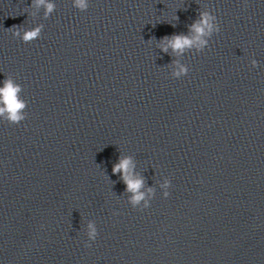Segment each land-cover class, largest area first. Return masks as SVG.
<instances>
[{
    "label": "water",
    "instance_id": "water-1",
    "mask_svg": "<svg viewBox=\"0 0 264 264\" xmlns=\"http://www.w3.org/2000/svg\"><path fill=\"white\" fill-rule=\"evenodd\" d=\"M50 2L0 0V80L27 101L0 120V264H264V0ZM204 11L205 48L161 51ZM122 157L149 207L128 203Z\"/></svg>",
    "mask_w": 264,
    "mask_h": 264
},
{
    "label": "clouds",
    "instance_id": "clouds-1",
    "mask_svg": "<svg viewBox=\"0 0 264 264\" xmlns=\"http://www.w3.org/2000/svg\"><path fill=\"white\" fill-rule=\"evenodd\" d=\"M72 5L81 11L86 10L89 6V0H72ZM35 7L43 6L45 8V17L51 13L56 7L50 0H35ZM178 18V17H177ZM217 18L209 11L201 13L199 21L194 22L190 29L195 33L194 36H187L184 34H172L162 38L163 43L161 46L162 52H168L169 47L174 52L182 54L186 48H191L195 45L197 51L202 50L207 46L208 41L204 37L211 36L213 32H219L220 27L216 22ZM43 29V24L35 25L34 27L16 30L13 32L14 36H18L23 42H30L37 39ZM253 67L257 65L256 60L251 61ZM189 71L185 65L177 63V70L172 72V76L180 78ZM22 86L17 83L11 76H5L0 80V120H7L10 123H19L26 117L24 109L27 106V101L20 95ZM132 159L131 157L118 158V161L113 164L112 172L115 174L119 172L121 179L124 181L126 192H131L132 195L128 199V203L132 207L147 208L150 205L155 190L153 187H148L145 191H140L144 186V180L139 175L132 173ZM171 181L169 178L164 177L159 187L162 189V195L167 197L169 195L168 188ZM98 235L97 226L95 222H89L87 225L85 241L86 246H90V242L94 241Z\"/></svg>",
    "mask_w": 264,
    "mask_h": 264
}]
</instances>
